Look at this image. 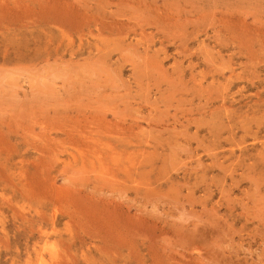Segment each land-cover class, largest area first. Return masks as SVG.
Wrapping results in <instances>:
<instances>
[{
	"label": "rangeland",
	"instance_id": "374dc122",
	"mask_svg": "<svg viewBox=\"0 0 264 264\" xmlns=\"http://www.w3.org/2000/svg\"><path fill=\"white\" fill-rule=\"evenodd\" d=\"M0 264H264V0H0Z\"/></svg>",
	"mask_w": 264,
	"mask_h": 264
},
{
	"label": "bare ground",
	"instance_id": "6f19581e",
	"mask_svg": "<svg viewBox=\"0 0 264 264\" xmlns=\"http://www.w3.org/2000/svg\"><path fill=\"white\" fill-rule=\"evenodd\" d=\"M57 11V10H56ZM136 22V21H135ZM123 24V23H122ZM135 24V23H134ZM154 24V23H153ZM140 25V24H139ZM138 26V25H137ZM140 27V26H139ZM95 57V56H94ZM146 59V58H145ZM153 60V59H152ZM147 63V62H146ZM145 64V63H144ZM150 67V66H149ZM161 71V70H160ZM143 73V72H142ZM146 73V72H145ZM161 74V73H160ZM165 74V73H164ZM167 74V73H166ZM145 75V74H144ZM159 76V75H158ZM125 82V81H124ZM222 97V96H221ZM151 119V118H150ZM167 128V127H166ZM185 133V132H184ZM185 135V134H184ZM169 156V155H168ZM113 179V178H112ZM111 180V179H110ZM163 195V194H162ZM260 199V198H259ZM198 232V231H197Z\"/></svg>",
	"mask_w": 264,
	"mask_h": 264
}]
</instances>
